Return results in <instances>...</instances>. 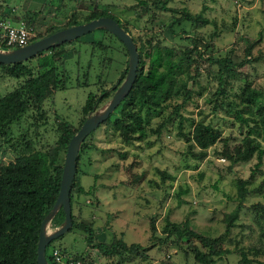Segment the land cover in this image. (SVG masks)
Masks as SVG:
<instances>
[{"label": "rangeland", "instance_id": "374dc122", "mask_svg": "<svg viewBox=\"0 0 264 264\" xmlns=\"http://www.w3.org/2000/svg\"><path fill=\"white\" fill-rule=\"evenodd\" d=\"M58 2L62 5H58ZM135 2L0 0V19L5 18L12 23L15 20L24 21L33 30L32 41L67 26L71 15L82 20L92 10L104 9L126 26L129 35L135 38V46L138 41L146 39L151 43L162 40L164 44L175 48L190 45L187 22L172 26V30L168 27L171 17L178 14L156 9L145 12ZM202 5L205 6L207 19L216 23L214 31L220 35L215 39L211 38L210 32L204 34V31L211 28L210 25L199 30L201 36L197 32L192 34L197 37L194 38L196 46L202 49L197 47L196 51L201 52L202 56H197L195 51V55L192 54L194 62L178 75L186 81L190 98L170 115L171 125L163 128L158 136L148 135L138 141L130 139L123 142L111 125L115 116H123L124 112L118 108L108 114L106 121L92 129L85 136L84 146L78 148L77 174L79 177L84 174L82 182L89 185L93 182L95 186L91 185L88 193L73 194V220L89 223L93 230L92 241L110 243L120 239L125 244L138 242L140 246H150L144 256L134 255V260L139 264H195L189 255L184 257L182 253V250L190 247V242H183L185 238L181 237L175 241L176 244L172 243L174 237H167L161 231L163 218L167 216L174 222L187 219L191 228L198 233L211 237L220 235L224 228L225 214L235 206L237 178L250 182L247 187L249 193L241 201L235 219L236 226H231V240L224 243L228 252L223 254V259H216V263L236 264L238 247L241 246L246 256L257 261L252 264H264L262 251L253 253L247 250V247L264 249V235H260L264 233V212L260 207L264 205V182L261 183L264 180V159L257 168L254 166V156L244 163L229 164L219 153L221 141H215L207 147L204 158L194 159L189 155L186 143L176 135V123L180 115L183 118L201 119L216 126L221 137H226L229 146L241 139L246 126L253 127L251 134L260 139L259 128L254 122L239 126L232 121V109L227 111L226 103H237L236 93L245 82L242 74L248 84L256 87L260 93L264 89V0H171L168 3L169 8L179 10L183 6L193 12ZM29 17L31 22L27 21ZM227 29H231V32ZM99 35L106 44L104 50L110 49L105 53L109 59L101 64L97 61L100 48L93 46V50L87 41ZM70 41L63 46V55H59L67 75L66 87L55 89L51 97H46L40 103L30 104L10 122L7 132L0 133V164L29 150H45L56 138V123L59 120H67L75 131L82 118L98 112L109 100L121 69L127 66V55L123 54L122 45L98 28ZM249 41L255 43L250 53L257 56V62L252 67H238L236 71L239 75L225 77L222 93L216 96L213 93L218 86L215 67L203 59L208 55L227 54L229 50L233 57H240L243 45ZM204 45H208L207 48ZM0 49L4 50L1 46ZM49 55L51 53L48 51L35 54L27 58L26 63L31 65L34 72L40 70V61L53 62L55 68H60L58 60L51 59ZM15 83L0 68V94L10 90ZM89 92L95 95L107 94V97L96 102L93 105L96 107L84 114L80 108ZM212 101L219 107L210 109ZM177 102L179 98H172L159 115L149 119L148 126L153 127L166 117ZM219 102L222 105L217 104ZM187 122L183 119L180 123L184 132L189 128ZM58 157L61 161L63 152H59ZM261 170L263 173H260ZM185 185L188 186V192L176 196L178 187L184 188ZM57 211L58 208L49 218L48 214L44 216L47 218L44 223L45 233L62 222ZM85 235L82 229L72 226L52 238L46 250L56 247L66 254L92 259L98 264H118L116 255H101L86 242ZM124 260L119 264H123Z\"/></svg>", "mask_w": 264, "mask_h": 264}, {"label": "trees", "instance_id": "16d2710c", "mask_svg": "<svg viewBox=\"0 0 264 264\" xmlns=\"http://www.w3.org/2000/svg\"><path fill=\"white\" fill-rule=\"evenodd\" d=\"M170 1L136 0L135 2L145 12L150 9H156L178 14L171 17L168 27L172 30V26H179L182 22H187L190 45L175 48L174 46L164 44L162 40H155L152 43L149 39L138 41L135 46L137 63L133 81L127 93L123 95L111 111V113H114L119 108L124 112L122 113L123 116H115L111 121L112 128L118 132L123 142H128L130 139L138 141L148 135L158 136L160 131L170 124L172 120L170 115L173 112H177L178 108L190 98V89L187 88L186 81L179 78L178 75L184 72V68L187 65L194 62L192 54L194 53L195 55L198 46H196L197 41L194 39L197 37L192 36V34L197 32L200 35L201 28L210 25L211 28L204 31V34L210 32L211 38L215 39L220 35V33L216 34L214 31L216 23L207 19V16L204 14V5L199 10L193 12L183 6L179 10L169 8L168 3ZM58 5L61 6L62 4L58 2ZM98 16L111 17L129 34L126 26L115 15L108 13L104 9L92 10L82 20H77L74 15H71L70 21L66 25L82 23ZM27 21L31 22L30 17ZM98 29L101 32L107 33L108 36L117 39L104 29ZM226 31L231 32V29H227ZM130 37L134 43L135 38L133 36ZM117 40L122 45L123 54L126 56L127 52L124 45L119 39ZM87 41L91 44L92 49L93 46L100 48V51H97V61L100 64L109 59V57L105 56V53L110 51V49L104 50L106 44L100 35L98 38H89ZM65 44L67 42H63L57 46L52 45L36 53L50 52V58L57 59L60 68L58 66L55 68L52 65L53 62L50 61L48 63L40 61L38 63L40 70L36 72L33 71L31 65L26 63V59L7 64L0 63V68L4 71V74L17 83L7 92L0 94V133L7 132L10 122L17 118L30 104L40 103L46 97H51L55 89L66 87L67 75L64 67L61 66L63 61L59 57V55H63L65 52L63 50ZM254 45L255 43L252 41L245 43L240 57H233L234 55L230 54L229 52L231 51L229 50L226 51L227 54L221 56L208 55L203 59L207 64L215 67L218 86L213 93L216 96L222 93L225 77H233L235 74L239 75L238 71H236L238 67L243 65L252 67L255 64L254 62H257V56L250 53ZM207 46L204 45L203 47L207 48ZM196 52L197 56H202L201 52ZM125 71L126 66H123L115 85L112 87V91L121 81ZM241 76L245 82L239 87V92L236 93L237 103L227 102L226 110L232 109V121L239 126H246L249 121L254 122L257 128H259L260 139L251 134L253 127L246 126L241 139L232 146H229L226 137H221L220 130L216 126L203 122L201 119L183 118L178 115L176 135L186 143V148L192 158H204L206 148L211 146L215 141H221L222 147L219 153L229 164L244 163L254 156V166L257 168L262 165V160L264 159V145H262L264 143V89H261L262 93H260L261 91L257 90L256 87L248 84L244 74ZM105 97H107V94L95 95L91 92L87 93L80 108L81 112L87 114L96 107H93L96 102ZM172 98H179V102L173 104L171 111L166 117L154 124L153 127L148 126L149 119L159 115ZM216 106L219 107V105ZM216 106L213 104L210 109L216 108ZM108 118L109 116L103 121H106ZM183 119L188 120L187 124L189 128L186 132L180 127L181 120ZM82 120L83 118L81 122ZM56 132L54 142L47 146L45 150H29L26 153L15 156L14 159L6 163L0 164V264H36L35 247L39 223L51 209L57 194L63 161V158L60 161L58 155L59 152H63L64 154L67 141L75 131L72 130L67 120L61 119L56 123ZM91 132L92 130L89 134ZM84 139L85 137L80 142L79 149L84 146ZM192 147L196 149H191ZM77 156L78 152L75 157V170L68 191L71 219L69 228L73 226L82 229L86 234L85 240L91 247L96 248L105 257L116 255V263L118 264L124 259L127 260V258L131 259L137 255L140 257L144 256V251L147 247L140 246L134 242L125 244L120 239L113 240L110 243L92 241L93 230L89 226V223L75 222L73 220L71 212L73 194L77 195L89 192V189L84 190L80 185L79 174H77ZM260 173H263V171L261 170ZM263 182L264 180L261 183ZM235 185V206L229 213L225 214L224 228L220 235L211 237L198 233L191 228L187 219H184L182 222H174L170 221L167 216L163 218L161 231L167 237H174L172 243H175L181 237L185 238L183 242H190V247L182 250V253L184 257L186 254L187 256L189 255L193 263L217 264L216 259L220 257L223 259V254L228 252V249L224 247V243L227 244L231 240L229 238L231 226H236L235 219L239 212L241 201L249 193L247 187L250 185V182L247 179L237 178ZM187 192L188 186L185 185L184 188L178 187L175 195L178 196V194ZM262 196L264 198V193ZM260 207H262L264 212V205ZM57 212L61 215L60 220H62L63 213L61 208H58ZM260 235L263 236L264 233L262 232ZM47 244L44 248V258L49 262V251L46 250ZM243 249L241 246L238 247L236 264L256 263L257 261L253 258L246 256ZM59 250L61 251V249ZM247 250L253 253L259 251L264 253V249L262 250L258 247H247ZM66 255L70 258H83L94 262L92 259H86L77 255Z\"/></svg>", "mask_w": 264, "mask_h": 264}, {"label": "water", "instance_id": "95a60500", "mask_svg": "<svg viewBox=\"0 0 264 264\" xmlns=\"http://www.w3.org/2000/svg\"><path fill=\"white\" fill-rule=\"evenodd\" d=\"M95 28H102L105 31L111 33L124 45L127 52L126 71L122 81L118 87L114 89L109 100L105 103L102 109H100L98 112L86 115L79 127L67 141L63 154L57 194L51 209L47 213L49 218L57 208H61L63 219L57 227L48 233L44 232V223L47 218L43 217L40 221L35 247L36 264H49L44 258L45 245L52 238L61 235L71 225L68 191L75 170V157L78 152L79 144L92 129H94L108 116V114L121 100L123 95L129 90L135 74L137 52L130 35L124 31L114 21V19L108 16H98L82 23L59 28L47 35L34 39L21 47L9 50L0 49V63H13L27 59L52 45H58L60 43L75 39Z\"/></svg>", "mask_w": 264, "mask_h": 264}, {"label": "built area", "instance_id": "2783aa9c", "mask_svg": "<svg viewBox=\"0 0 264 264\" xmlns=\"http://www.w3.org/2000/svg\"><path fill=\"white\" fill-rule=\"evenodd\" d=\"M15 23L0 19V46L4 50L21 47L31 41L32 28L22 20ZM49 264H97L83 258H70L66 253L54 247L49 250Z\"/></svg>", "mask_w": 264, "mask_h": 264}, {"label": "crops", "instance_id": "0c3cea01", "mask_svg": "<svg viewBox=\"0 0 264 264\" xmlns=\"http://www.w3.org/2000/svg\"><path fill=\"white\" fill-rule=\"evenodd\" d=\"M197 11V10H196ZM82 176H84V174H82L80 177H79V180H80V185L82 186V188L84 190H87V189H91V185H94V183L92 182L90 185L89 184H86L85 181L82 182ZM94 176V175H93ZM85 184V185H84ZM95 186V185H94ZM169 219V218H168ZM206 230H211L209 228H207ZM134 243H137L138 245H140L138 242H134ZM150 246H147L146 249H148ZM146 252V250L144 251V253ZM127 259H130V258H127ZM126 261H128L127 263L129 264H139L138 262L136 263V259L134 260V258H131L130 260H124L123 264H126Z\"/></svg>", "mask_w": 264, "mask_h": 264}]
</instances>
